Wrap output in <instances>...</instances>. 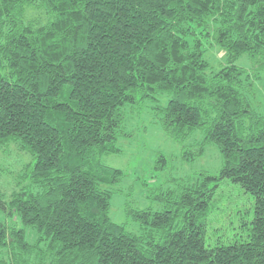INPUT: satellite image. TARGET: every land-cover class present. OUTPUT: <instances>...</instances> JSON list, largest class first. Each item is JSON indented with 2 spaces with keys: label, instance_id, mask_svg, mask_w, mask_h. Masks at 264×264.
Wrapping results in <instances>:
<instances>
[{
  "label": "trees",
  "instance_id": "trees-1",
  "mask_svg": "<svg viewBox=\"0 0 264 264\" xmlns=\"http://www.w3.org/2000/svg\"><path fill=\"white\" fill-rule=\"evenodd\" d=\"M31 7L45 19L28 21ZM263 74L264 0H0V147L33 159L27 191L0 197L20 224L0 221V264H264ZM148 100L184 161L214 146L223 166L152 194L161 210H129L135 233L109 216L124 173L104 157L122 153L126 110ZM226 181L253 197L254 218L241 241L209 247Z\"/></svg>",
  "mask_w": 264,
  "mask_h": 264
},
{
  "label": "rangeland",
  "instance_id": "rangeland-1",
  "mask_svg": "<svg viewBox=\"0 0 264 264\" xmlns=\"http://www.w3.org/2000/svg\"><path fill=\"white\" fill-rule=\"evenodd\" d=\"M45 19L44 13L36 7H31L26 13L28 21ZM206 59L214 70L224 65L225 54L210 41L204 42ZM244 68H250L246 58L238 61ZM255 105L264 110V74L262 80L256 83ZM157 104L148 100L135 105L134 109L126 110L127 138H120L118 147L122 151L118 155H107L104 164L124 173V179L116 186L119 191L111 200L110 218L120 225H128L130 232H138L140 225L132 221V212L151 209L161 210L162 204L152 199V194L161 189L175 187L182 179L195 178L197 174L206 171L218 174L223 166V158L214 146H209L202 157L194 161L182 159L183 148L170 138L156 118L154 106ZM159 155H164L167 164L162 170L157 169ZM32 157L18 144H6L0 147V197L11 201L17 193L27 191L30 186L28 177ZM163 162H160L162 165ZM254 218V199L241 187L228 181L223 182L218 190L212 214L206 231L207 246L230 244L241 241L250 229ZM0 221L10 227L20 228L14 214L0 213ZM28 241L35 242L37 234L26 231Z\"/></svg>",
  "mask_w": 264,
  "mask_h": 264
}]
</instances>
